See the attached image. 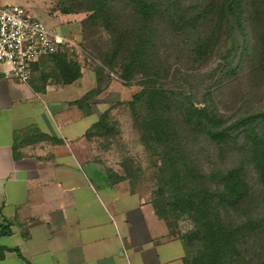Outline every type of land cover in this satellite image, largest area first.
<instances>
[{
	"label": "trees",
	"instance_id": "1",
	"mask_svg": "<svg viewBox=\"0 0 264 264\" xmlns=\"http://www.w3.org/2000/svg\"><path fill=\"white\" fill-rule=\"evenodd\" d=\"M57 5L63 15H86L81 24L87 37L100 30L107 36L104 46L88 41L101 63L95 94L103 89L104 69L118 72L124 83L139 78L129 109L138 142L154 159L148 202L169 235L180 240L183 264H264V94L257 105L251 101L254 88L264 84V0ZM47 62L56 83L70 85L81 77L80 67L60 51L41 58L32 73ZM206 62L209 69L197 74L201 86L192 87L186 69ZM48 77L42 72L44 84L34 89L42 91ZM229 84L243 92L238 109L226 116L219 106L228 103L221 92ZM102 130L110 132L106 113L86 137ZM182 217L191 228L175 234ZM8 227L0 226V236ZM3 251L11 250L0 248V258Z\"/></svg>",
	"mask_w": 264,
	"mask_h": 264
},
{
	"label": "crops",
	"instance_id": "2",
	"mask_svg": "<svg viewBox=\"0 0 264 264\" xmlns=\"http://www.w3.org/2000/svg\"><path fill=\"white\" fill-rule=\"evenodd\" d=\"M35 75L0 79V264H183L148 199L95 159L93 103H75L88 89L36 91Z\"/></svg>",
	"mask_w": 264,
	"mask_h": 264
},
{
	"label": "rangeland",
	"instance_id": "3",
	"mask_svg": "<svg viewBox=\"0 0 264 264\" xmlns=\"http://www.w3.org/2000/svg\"><path fill=\"white\" fill-rule=\"evenodd\" d=\"M6 5L20 6L25 9L33 18L39 19L48 27H52L57 33L70 40L68 46L62 48L60 52H66L70 62L76 63L80 67L81 77L76 80L74 87L88 89L86 99L91 101L95 116L106 113L108 128L110 132L102 130L92 136V148L95 159L106 171L107 180L111 183L126 182L132 192L138 193L142 197L150 200L151 192L155 187L153 177V160L143 146L138 142L139 133L133 125V119L129 109V102L132 96L139 92L140 86L136 84L139 78L124 83L119 78L118 72H110L104 69L106 76L101 79L103 89L100 93H94L96 88V68L101 66L99 59L95 56L92 48L88 46V41L95 42L97 46L103 45L107 36L100 30L94 38L87 37L81 24L85 14L63 15L59 12L57 0H3ZM44 15L46 18H44ZM87 37V38H86ZM211 64L206 62L203 66L190 64L186 69L187 74H191L190 85L194 88L201 86L198 82L197 74L206 72ZM52 64L47 62L37 70L34 80L41 86L44 82L40 79L43 72L49 77L45 85L65 86L56 83L54 79ZM176 68L180 65H175ZM183 70V68L181 69ZM245 84L246 81H243ZM243 84V85H244ZM241 86L227 85L223 88L222 99L228 103L219 106L220 112L226 116L235 113L236 108L242 102ZM78 91H80L78 89ZM201 93V88L199 94ZM254 97L252 104L257 105L264 94V84L258 85L253 90ZM84 96L80 99H84ZM238 109V108H237ZM101 133V134H100ZM90 139V140H91ZM130 175V177L127 176ZM191 224L183 217L176 223L175 234L184 233Z\"/></svg>",
	"mask_w": 264,
	"mask_h": 264
},
{
	"label": "built area",
	"instance_id": "4",
	"mask_svg": "<svg viewBox=\"0 0 264 264\" xmlns=\"http://www.w3.org/2000/svg\"><path fill=\"white\" fill-rule=\"evenodd\" d=\"M69 43L22 7H0V79L28 82L34 64Z\"/></svg>",
	"mask_w": 264,
	"mask_h": 264
}]
</instances>
